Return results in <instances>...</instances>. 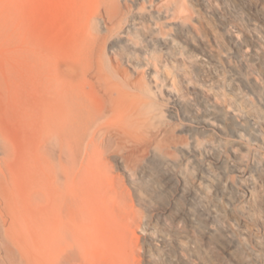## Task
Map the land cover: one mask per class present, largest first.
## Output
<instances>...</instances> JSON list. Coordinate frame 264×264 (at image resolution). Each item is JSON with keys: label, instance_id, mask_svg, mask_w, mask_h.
<instances>
[{"label": "bare ground", "instance_id": "6f19581e", "mask_svg": "<svg viewBox=\"0 0 264 264\" xmlns=\"http://www.w3.org/2000/svg\"><path fill=\"white\" fill-rule=\"evenodd\" d=\"M156 5V13L126 20L114 14L115 27L88 43L85 61L75 57L82 80L69 88L45 79L35 57L0 66V199L25 207L26 222H47L41 235L60 222L57 239L47 238L56 239L57 264L69 246V264H264V0ZM103 45L122 51V64L146 74L150 88V79L169 77L166 99L153 102L142 81L106 74ZM66 116L67 161L53 159L47 145L48 120L54 127ZM165 117L156 131H142ZM15 121L30 129L27 145L7 132ZM102 122L93 137L106 143L115 136L108 127L118 125L117 136L136 143L115 144L125 183L103 172L96 158L108 151L103 143L74 146L84 123L92 131Z\"/></svg>", "mask_w": 264, "mask_h": 264}, {"label": "rangeland", "instance_id": "374dc122", "mask_svg": "<svg viewBox=\"0 0 264 264\" xmlns=\"http://www.w3.org/2000/svg\"><path fill=\"white\" fill-rule=\"evenodd\" d=\"M158 9L156 0H144L136 6L129 0H0V66L14 62H26L27 58L35 57L34 60L41 66L42 70L40 72L45 79L54 80L56 78L60 84H64L66 88H69L70 85L74 86L82 80L81 66L79 65L80 63H77L78 61H76L75 57L78 56L82 61H85L86 48L89 46L88 43L106 34L105 31L107 29L115 27L110 23V18L114 14L121 12L125 18L123 20H126V18L135 11L152 10L156 13ZM171 22H173V20H171ZM167 32L171 35L174 33L172 30H167ZM182 44L186 46L184 43ZM169 52L164 49L159 50L157 54L158 56H162ZM98 54L99 63L106 74L115 73L123 78H127L130 82L135 80L142 81L146 91L145 96L153 102L162 103L166 99V88L167 84H169V77L167 78L166 76L168 82L166 80L163 82L160 80L158 81L156 78H154V80L150 79L152 80L150 88L145 83L147 81L146 74L140 71L131 72L129 68L122 64L120 60L122 51L118 49L109 51L107 46L103 45ZM168 65L170 66L168 72H172L173 65H170V63H168ZM163 73L167 75V68ZM22 96L23 95L18 96L20 97L19 101L22 104L24 103L22 105V110L27 112L25 100ZM61 110L63 111H61V115L67 114L66 109L62 108ZM115 117L127 119L126 115L122 112L117 113ZM63 119L67 120V122L64 121L66 124L62 121V123H59L63 126L54 125V127L51 123L52 121L50 122V120H48V123L54 129L52 130L54 136L50 139L52 141H49L47 144L49 145L48 148H51L50 153H52L51 157H53V159L55 156V158L61 156L63 160H66L64 157L65 154L60 152V150L66 147L64 144H61L63 143L61 139L63 140V137L65 138L68 134H72V129H69V131L67 130L69 127L67 116L65 118L63 117ZM166 121H168L167 117L163 118L162 121L156 120L149 128L142 131L146 134L148 131H156L162 126V122ZM8 122L10 123V120ZM14 123V127L11 126V124L6 125L7 132L16 134V136L27 145L25 142H29L28 135L30 133L28 134V131L30 132V129L17 121ZM66 125L67 127H65ZM106 126L107 125L103 122L98 123L95 128L90 131L89 124L84 123L80 129V137L77 139L74 138V140H76L74 146L76 143H80L81 146L83 144L84 146L89 142H94L99 150H102V148L106 146L108 151L96 157L103 167V172L115 182L125 183L123 172L115 163V144L118 143L123 149H132L136 146V143L132 140H127L125 137H118V125L108 127L115 136L110 140L108 139L106 143L103 142V137H101L100 134L99 136L93 137L94 131L98 132L99 128H105ZM71 134L70 137L68 136L69 139H71ZM65 142H67V140ZM70 142H72V140L67 142L68 145ZM101 143H103L104 146H101ZM75 148L79 156V149L77 147ZM77 155L73 154L72 158L74 157L77 159ZM2 180L3 177L0 175V183H2ZM141 183L143 186L147 185L146 181L141 180ZM22 207L19 205L18 209V206L16 208L15 206L4 203L0 199V264H57V257L53 250V244L57 239V233H59L57 232V226L59 225L61 228L60 222L58 221L59 223L57 226L55 221H53V224H49V222L48 224L51 232L46 233L47 235L43 234L44 238L42 237L43 235H41L43 230H40L39 225L45 226L46 228L48 227L46 226L47 222L46 225L44 222L40 224L41 221H43L41 219L38 224L35 217H31V223L26 222L30 216L24 221L23 218L25 217L21 216V212L25 207ZM52 208H54V206ZM54 210H56V208ZM51 212H53V209ZM22 213L24 214L25 212ZM54 213H57V211H54ZM54 219L56 220V218H53V220ZM67 219L68 218H66V221ZM33 220L36 225L33 224ZM65 225H68V222H66ZM46 230L47 228L45 231ZM54 231L56 234H53ZM49 236H51V238L56 237L55 240L52 239L54 242H52V240H47ZM43 238L46 243L48 242L47 245H44L42 242L44 241ZM68 248H66L67 250L64 249V257L66 260H64V262H59L69 264L70 253H67ZM62 252L60 251L58 256H60ZM63 259L61 258V260Z\"/></svg>", "mask_w": 264, "mask_h": 264}]
</instances>
